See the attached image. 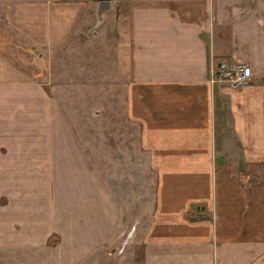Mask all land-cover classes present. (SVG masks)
Here are the masks:
<instances>
[{"label":"crops","instance_id":"1","mask_svg":"<svg viewBox=\"0 0 264 264\" xmlns=\"http://www.w3.org/2000/svg\"><path fill=\"white\" fill-rule=\"evenodd\" d=\"M116 2L120 78L138 95L186 98L169 106L178 115L142 120L155 128L144 131L150 143L184 145L154 157L159 177L185 176L171 184L180 197L170 184L164 195L160 180L142 264H264V0ZM96 8L97 0H0V250H47L48 264H80L112 241L121 215L14 49L41 59L64 50L96 23ZM222 62L250 66L240 91L217 79Z\"/></svg>","mask_w":264,"mask_h":264},{"label":"rangeland","instance_id":"2","mask_svg":"<svg viewBox=\"0 0 264 264\" xmlns=\"http://www.w3.org/2000/svg\"><path fill=\"white\" fill-rule=\"evenodd\" d=\"M116 1L97 0L96 23L84 34H78L64 50L43 55L41 59L35 52L14 49L25 66L35 73L34 80L43 85L64 112L79 141L77 145L85 151L92 169L106 183L120 209L121 220L112 241L85 257L80 264H142L143 241L152 229L160 180L164 195L170 193L173 183L185 185V176L159 177L153 169L158 153L178 152L184 145L150 143L144 131L156 132L155 128H145L142 120L151 115L145 122L154 119L160 123L163 118L174 117L179 113L169 106L183 104L186 98L138 95L133 83L120 78L113 15ZM104 14L109 17L106 19ZM247 84L233 87L224 83L234 91H240ZM215 96L216 102L226 106L225 96ZM167 130H158L157 134L166 135ZM0 147V150L7 149L4 144ZM226 148L232 151L233 144L228 143ZM174 161L176 167H180L179 162L184 165V160ZM176 190L172 192L179 197L184 195L179 186ZM45 252L0 250V264H48Z\"/></svg>","mask_w":264,"mask_h":264},{"label":"built area","instance_id":"3","mask_svg":"<svg viewBox=\"0 0 264 264\" xmlns=\"http://www.w3.org/2000/svg\"><path fill=\"white\" fill-rule=\"evenodd\" d=\"M251 78V68L247 64L222 62L219 64L217 79L231 84L233 87L245 85Z\"/></svg>","mask_w":264,"mask_h":264},{"label":"water","instance_id":"4","mask_svg":"<svg viewBox=\"0 0 264 264\" xmlns=\"http://www.w3.org/2000/svg\"><path fill=\"white\" fill-rule=\"evenodd\" d=\"M100 1H102L104 3H108L109 0H100Z\"/></svg>","mask_w":264,"mask_h":264}]
</instances>
